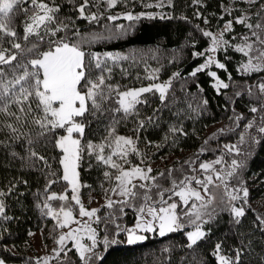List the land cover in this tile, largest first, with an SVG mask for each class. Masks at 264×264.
Returning a JSON list of instances; mask_svg holds the SVG:
<instances>
[{
  "label": "trees",
  "instance_id": "1",
  "mask_svg": "<svg viewBox=\"0 0 264 264\" xmlns=\"http://www.w3.org/2000/svg\"><path fill=\"white\" fill-rule=\"evenodd\" d=\"M43 2L59 7L57 23L50 27H68L55 36L42 31L43 41L35 35L24 41V24L34 6L31 0H22L10 14V27L17 32V37L0 34V47L10 48L15 41L25 49L12 50L18 55L12 68L5 67L8 79L13 74H22L24 69L19 65H28L31 59L37 58L38 53L46 51L50 40L71 37L70 43L83 38L81 47L86 54V64L89 61L88 53H100L101 56L107 52L126 54L127 60L116 64L108 62L112 72L110 76L106 74V84L119 85V91L171 82L163 101L160 93L154 89L140 97L146 103L137 104L133 112L125 114L123 111H114L119 105L118 97L113 92L111 98L102 105L106 111L97 113L95 118H88L84 136L81 137L83 152L78 168L82 195L106 198L117 183V170L98 163L95 155L84 147L86 142L99 144L107 136L106 130L110 127L115 128L116 135L136 140L138 152H129L126 157L128 163H123V168L138 165L147 169L152 165V172L148 176L155 177V181L148 179L143 182L147 189L136 188L134 191L142 194L150 189L153 201L159 199L156 185L172 189L173 179L177 184L185 176L203 180L215 169L226 176L232 171L233 160L241 167L227 180L229 187H240L242 181L249 191V196L243 198L244 204L241 205L245 208V216L238 225L233 223L229 210L213 209L209 212L212 218L207 216L200 222L207 235L192 247H188L187 232L193 226L189 228L185 225L183 215L180 217V222L184 224L182 229L164 236L146 232L147 239L130 245L125 242L126 232L121 229H128L136 220L140 215L137 209L144 201L139 197H126V204L114 203L112 208L104 203L98 208L97 216L100 219L95 218L93 223L98 239L93 252L81 258L72 243H69L59 255L51 258V264H220L219 255L234 259L237 249L241 250L239 264H264V226L260 224V220L264 219V208L260 210L250 204L257 199L264 202V132L260 131L264 127V93L258 87L264 83V67L260 71L243 70L241 66L246 56L235 48L236 42H242L241 38L247 35L249 29L234 22L233 30L225 33L224 38L231 46L219 49L214 54L216 60L226 65L225 69L213 64L195 76L191 75L205 62V52L211 43L208 37L203 36L201 29L218 32L226 21L243 13L250 17V23L264 25V10L261 9L264 0H257L252 5L247 0H200V3L195 0H117L114 6H109L108 0H88L83 16L79 7L84 0ZM222 5L231 10V15ZM21 9L28 11L25 13ZM126 13L140 16V19L129 21ZM91 14L96 15V21L86 18ZM113 16L118 18L109 19ZM119 25L127 30L125 35L95 43L84 42L91 34L109 36L118 33L121 31ZM256 31L263 33L264 39V30ZM77 32L79 36H74ZM33 44H38V49L28 53L26 49ZM198 52H204V55H195ZM28 70L33 69L29 66ZM91 71V79L95 80L99 71L95 68ZM211 72H216L217 76H211ZM217 77L228 87L221 86L218 89L215 84L218 82ZM253 107L257 109L256 112L251 111ZM10 111H16V107L13 105ZM19 115L23 120V115ZM148 117L153 118L151 122ZM140 121H144L143 127L139 126ZM8 123L17 127L18 133H11L4 127ZM249 123L252 126L244 132L243 129ZM173 128L177 131L173 132ZM39 131L31 123L21 124L0 113V141H3L0 144V191L5 193L0 199L5 204L4 215L9 217H0V259L10 264H36L37 261L28 256L31 252L35 253L30 241L31 232H40L47 252L57 247L56 241L64 232V227H59L56 218L45 215L47 209L43 204L52 192L70 194L67 182L61 178L62 151L54 143L65 130L57 129L55 134L44 137L37 136ZM20 133L23 135L15 139ZM29 139L33 141L32 144L28 143ZM232 144H236L239 152L226 147ZM30 149L44 156L47 163L35 157L21 159L29 157ZM110 152L111 149L106 147L104 154L107 156ZM113 159L121 162L117 156ZM216 160L221 162L216 164ZM210 161L213 169L205 171L200 167L202 163ZM105 171L112 174L111 180L105 178ZM49 181L56 183L46 189ZM213 181L214 184H220L218 179ZM190 186L199 191L197 187L201 185L192 181ZM105 190H108L107 193ZM179 190V187L174 189ZM164 199L168 203H177L179 207L182 202L171 192H166ZM48 203L56 210L71 204L73 211L77 205L71 197L67 201L57 199ZM105 237L118 242L106 245ZM217 243L221 244L219 254L215 248Z\"/></svg>",
  "mask_w": 264,
  "mask_h": 264
},
{
  "label": "snow or ice",
  "instance_id": "2",
  "mask_svg": "<svg viewBox=\"0 0 264 264\" xmlns=\"http://www.w3.org/2000/svg\"><path fill=\"white\" fill-rule=\"evenodd\" d=\"M21 2L22 0H0V34L13 38L17 37V32L10 27V14L13 13L14 8H16ZM116 2L117 0H108L109 6H114ZM195 2L200 3V0H195ZM247 2L252 5L255 4L257 0H247ZM87 3L88 0H84L79 7V12L82 16L84 15ZM31 4L34 6V10L32 11V14L28 16V19L24 24V35L22 37L24 41H28L33 35L38 37L40 41H43L44 36L41 35L42 31L51 32V34L55 36L62 29H67V25H57L55 28L50 27V25L57 23L56 13L59 11L58 6H49V3H45L43 0H31ZM222 7H224L225 11L231 15V10L226 5H222ZM261 9L264 10V4L261 5ZM21 11L27 13L28 10L21 9ZM196 15L199 16L200 13H196ZM256 15L259 16V12H257ZM86 18L90 21L97 20L95 14L88 15ZM117 18L118 17L115 16L109 17L111 20ZM126 19L129 21L138 20L140 19V16H133L131 13H128ZM249 20L250 17L247 13H243L240 16L226 21L223 29L218 33L214 34L211 31L201 29L203 36L208 37L211 42L210 48L206 49V51L215 54L219 49L231 46L229 41L224 39L225 33L233 30L234 22L236 24L245 25L249 30H252L251 36L255 37L256 40L250 41V37L244 35L241 38L242 43L235 46L237 51L249 56L248 62L241 67L248 72L260 71L261 68L264 67V39H261L260 34L253 29L264 30V25L261 23H256L254 25L253 23H250ZM205 23H207L206 18ZM118 27L121 29L118 33H113L109 36L91 34L84 42L95 43L101 39H113L117 36L125 35L127 30L124 29V26L119 25ZM73 35L79 36V33L77 32ZM71 39V37H61L59 40H50L48 49L38 53L37 58L31 59L28 62V65H19V67L24 69L23 73L18 76L13 74L11 79L7 78L5 67L12 68L13 62L17 60L18 53L13 52L12 50L16 49L25 51V49H22V45L15 41L11 43L10 48L0 47V113L14 118L21 124L31 123L32 125H35L40 129L37 133L38 137L55 134L57 129L65 130L66 135H59L54 140L55 145L63 152V157L60 160V163L63 166V174L61 178L68 182V186L71 188L73 193L71 200L79 205V215L87 216L89 218L95 217L99 220L100 218L97 216L99 209H86L81 202L79 195L82 185L78 168L80 166V161L82 160L83 152L80 138L84 136L88 118H95L97 113L103 114V112L106 111L102 105L106 100L111 98L113 92H115L118 97L119 105L114 111H123L125 114L133 112L137 104L146 103V101H142L140 97L142 94L152 92L154 89L160 93V98L163 101L167 88L170 86L171 82L169 81L164 84H154L148 87L119 91V85L113 86L111 84H106V74L110 76L112 72V68L108 66V62L116 64L119 61L127 60L128 57L119 53L114 54L112 52L104 53L103 56H101L100 53H88L89 61L86 64V54L81 47V40H83V38L77 42L70 43L69 41ZM257 42L261 47L254 48V44ZM38 47V44H33L30 48H27L26 51L32 53L37 50ZM253 52L256 53L255 56L251 55ZM195 55H204V52H198L195 53ZM253 60H256L257 63H253ZM213 64L217 65L220 69L226 68V65L216 60L214 55H209L206 62L197 67L191 75L195 76L197 72H201ZM29 66L33 69L32 71L28 70ZM93 68L99 71L95 80L91 79V70ZM210 75L213 77L217 76L216 72H211ZM217 81L216 87L218 89L221 86L224 88L228 87V84L219 80L218 77ZM258 87L259 90L264 93V83L259 84ZM237 95H239V93H237ZM13 105L16 107V111H10ZM251 111L256 112L257 109L253 107ZM18 113L23 115V120ZM237 118L239 119V117ZM152 119V117H148L149 122H151ZM139 126L143 127L144 121H140ZM251 126L252 124L250 123L248 127ZM4 127H7L11 133H18L19 131L18 128L11 123L4 125ZM106 131L107 136L103 137L99 144L86 142L84 147L90 150V154L95 155V159L98 163L110 166V168L117 170L118 174L115 175V181H118V183L115 188L111 189L113 193H116L117 189H119L118 194L122 197H139L144 201V203L137 209L141 215L138 222L135 224V227L131 229H121L127 233L126 242L131 245L144 241L147 237L139 234L142 232H156L158 230L159 235L164 236L166 233L175 232L184 227V224L180 222V216L176 212L179 205L175 202L168 203V201L164 199L166 192H171L173 195L178 196L183 201L184 205H188L189 200L192 197H195L197 201H201L199 206L196 204L191 205L193 211L185 212L184 215L189 218L188 223L196 225L194 231L187 232V238L190 241L188 247H192L193 245H196L198 241L202 240L207 233L202 229L200 224H197V221L201 220L202 210L206 211L207 206L212 204L216 199L214 193H209L208 187L209 185L214 184L213 177L207 176L205 179L199 180L194 176L190 178L185 176L179 184L173 179L171 181L172 189H163L159 185H156L158 189L157 196L159 199L153 201L152 196L149 194L150 189L144 191L142 194L134 191L136 188L147 189V185L143 183L139 185L133 184V180L137 177L141 180L151 179L155 181V177L148 176V173L152 172V168L148 167L147 169H144L137 165L131 167L129 170H125L122 167L123 163H128L126 157L129 155V152H138L136 148V140L131 137L116 135L114 127H110V129ZM172 131L175 132L177 129L173 128ZM221 131L223 130L221 129ZM260 131L264 132V127L260 128ZM74 133L76 134L75 137L73 135ZM20 135H23V133L17 135L15 139H19ZM2 143L3 141H0V144ZM28 143L32 144L33 141L29 139ZM205 143H207V141H205ZM106 147L111 149L110 154L107 156L104 154ZM226 147H228L230 151L235 148V146ZM203 150L204 149H201V151ZM235 150L239 152V149ZM13 155L17 154L13 153ZM114 156L119 157L121 162L114 160ZM32 157H35L45 164L47 163L44 156L39 155L36 151L31 149L29 150V157H21V159L30 160ZM220 162V160H216L214 163L219 164ZM200 167L207 171L213 169V164L202 163ZM240 167L241 165L236 160H233L232 171H229L226 176H222L219 172L215 173L220 184L214 185L216 188L222 187L223 189L224 195L220 196L221 202H224L225 196L228 197V202L225 204V207L231 212L233 223L236 225H238L241 218L245 216V208L244 206L237 207L232 204L231 201L240 200L241 196L239 193L241 192L243 198L246 199L249 196V191L247 187L243 186L242 181L240 182L241 186L239 188H234L229 191L227 180L233 177L236 169ZM160 175L163 176L164 173H160ZM170 175L171 170H169V176ZM104 176L108 180L112 179V174L110 172L105 171ZM192 181L203 185V192L208 194L206 203L204 202L205 196L202 195L200 191H197L190 186ZM53 183H56V181H49L46 185V189L51 187V184ZM177 187H179L180 190L174 191ZM105 191L107 193L108 190ZM4 195L5 193L0 191V197H3ZM57 199L67 201L69 196L67 192L60 195L52 192L47 196L43 207L47 209L45 215L56 218L59 227L63 228L73 222V212L71 208H65L64 206H61L59 211L53 209L48 201ZM169 199H171V196H169ZM114 203L126 204L127 202L125 200L114 202L109 198L107 199L106 206L112 208ZM153 205L159 206L157 207ZM37 207H40V205L37 204ZM121 211H123V209H121ZM4 213L5 204L4 201L0 199V217L9 219ZM207 214L209 219H211L212 214ZM193 215L194 218H192ZM61 217H63L62 220L60 219ZM204 223H207V221H204ZM260 224L261 226H264V219L260 220ZM87 230L89 232V238L92 241V246L82 244L80 238L75 234L77 230L74 229L59 236L56 243L61 247L59 250L53 249V251L56 252V255H59V252L64 250L63 245L66 240H75L76 248L79 250L80 257L85 258L87 253L93 252V248L97 244L96 230L92 228H87ZM118 234L119 233H116V235ZM30 235H33V233H30ZM117 242L118 241L115 239L109 241L107 237H105L104 240L106 245ZM215 248L217 254H219L221 244L217 243ZM240 257L241 250L237 249L234 259L219 255V261L220 264H239ZM47 260L48 258L45 257V264H47ZM0 264H5V261L0 259Z\"/></svg>",
  "mask_w": 264,
  "mask_h": 264
},
{
  "label": "rangeland",
  "instance_id": "3",
  "mask_svg": "<svg viewBox=\"0 0 264 264\" xmlns=\"http://www.w3.org/2000/svg\"><path fill=\"white\" fill-rule=\"evenodd\" d=\"M126 14H128V13H126ZM254 31H256V29H253ZM251 31L252 30H249V32L247 33V35L250 37V41H255L256 40V38L255 37H253V36H251ZM219 32V31H218ZM218 32H215V33H218ZM258 33H259V31H257ZM214 33V34H215ZM260 34V36H261V39H262V34L263 33H259ZM225 39V38H224ZM242 42H236V44H235V46L236 45H239V44H241ZM210 46H211V43H210V45L208 46V48H210ZM257 47H261L260 45H259V43L257 42V43H255L254 44V48H257ZM207 48V49H208ZM209 55H214V54H212V53H209V52H205V62H206V60H207V57L209 56ZM252 56H255L256 55V53L255 52H253L252 54H251ZM123 56H126V54H123ZM246 56V61H245V63H247L248 62V59H249V56H247V55H245ZM204 62V63H205ZM203 63V64H204ZM244 63V64H245ZM253 63H257V61L256 60H253ZM215 84L217 85V83L215 82ZM250 124V123H249ZM248 124V125H249ZM252 124V123H251ZM248 125L245 127V129H243L244 130V132H246V131H248L249 130V128L250 127H248ZM62 135H66V132L64 133V134H62ZM74 135V137L76 136V134L74 133L73 134ZM81 139V138H80ZM228 146H235V148L233 149V151L234 152H237L235 149H237V146H236V144H232V145H228ZM228 148V147H227ZM60 149V148H59ZM61 150V149H60ZM62 151V150H61ZM62 157H63V152H61V159H62ZM204 163H212V161H210V162H204ZM61 166H62V164H61ZM152 165H150L149 167H151ZM131 167H133V166H128V167H124V169L125 170H129ZM216 172H219V170H217V169H215V171H214V173H209V176H212L213 177V180H216L217 178H216ZM62 173H63V166H62ZM205 176H207V175H205ZM146 180H141L139 177H137V178H135L134 180H133V184H137V183H143V182H145ZM117 183H118V181H117ZM117 183H116V185H117ZM116 185L114 186V188L116 187ZM215 184H213V185H209V193H214L215 194V196H216V199L213 201V203L212 204H209L208 206H207V209H206V211H204V210H202V217H201V220L200 221H197V224H200V222L201 221H203V220H205L206 218H207V216H208V214L207 213H209L211 210H213V209H227L226 207H225V204L228 202V197L227 196H225V199H224V202H221V200H220V196L221 195H224V193H223V189H222V187L221 188H216L215 186H214ZM67 186H68V182H67ZM236 188H239V187H237V186H235ZM68 189L70 190V194H69V197H71L72 196V191H71V188H70V186H68ZM197 189H199V191L201 192V194L202 195H204L205 196V203L207 202V199H208V194H205L204 192H203V185H201L200 187H197ZM234 189V187H229V191H231V190H233ZM119 189H117V192L116 193H113L112 191H111V193L106 197V198H102V199H100V198H97V197H88V196H84V195H82V193H81V188H80V192H79V195H80V199H81V202L83 203V205H84V207L86 208V209H88V210H91L92 208H99V206H101L102 204H104V203H106L107 202V199H112L114 202L115 201H121V200H124L126 197H122V196H120L119 194ZM62 194H64V192L62 193ZM235 194V193H234ZM239 195L241 196V199L240 200H237V201H231V203L232 204H234V205H236L237 207H239V206H241V205H243L244 204V200H243V194H242V192L241 193H239ZM179 198V197H178ZM182 201V200H181ZM75 202V201H74ZM254 203H252V202H250V204L253 206V207H256V208H259L260 210L261 209H263L264 208V202H260V199H257V200H255V201H253ZM170 203H172V202H170ZM200 203H201V201H197L196 199H195V197H192L190 200H189V203H188V205H184L183 204V201L180 203V207H185L186 206V210H181V209H179L180 207H178V209H176L177 210V213H178V215L181 217L182 215H183V217L185 216L184 215V213L185 212H192L193 210H192V208H191V205H193V204H196L197 206H199L200 205ZM153 206H159V205H153ZM166 206V205H165ZM68 208H71V204L69 205V206H67ZM67 207H65V208H67ZM57 211H59V210H57ZM73 217H74V220H73V222L72 223H70L68 226H66V227H64V232H63V234H66V233H68V232H70V231H72V230H77L76 231V235L80 238V242L82 243V244H84V245H87V246H92V241H91V239L89 238V232H88V230H87V228H92V229H95V226H94V220H95V217H92V218H89V217H87V216H80L79 215V205H76V209H73ZM141 215V214H140ZM140 215L136 218V220L129 226V228L128 229H131V228H134L135 227V224L138 222V220H139V218H140ZM146 215V214H145ZM185 219H184V221H185V225L186 226H189V228L191 227V226H193L192 227V229L191 230H189V231H194L195 230V227H196V225H193V224H190V223H188V217H184ZM192 218H194V215H193V217ZM61 220L63 219V217H61L60 218ZM85 226H87V227H85ZM188 231V232H189ZM31 233H33V235H30V241H31V244H32V246L34 247V249H35V253H32L31 252V254H29L28 256H30V258H32L33 260L35 259L37 262H35L36 264H45V261H44V258L45 257H47L48 258V260H47V264H51V258L53 257V256H55L56 255V252H54L53 251V249H56V250H59L60 249V245L59 244H57V247L56 248H53V249H51L49 252H47L46 251V249H45V247H44V245H43V243H42V238H41V235H40V232L39 231H33V232H31ZM145 233L146 232H142V233H139V234H142V235H145ZM151 233H153V232H151ZM155 233H157L158 235H159V232H158V230L155 232ZM160 236V235H159ZM96 239H97V235H96ZM126 240H127V233H126V238H125V242H126ZM97 241H98V239H97ZM189 241V240H188ZM69 243H72V245H73V247L77 250V252L79 253V250L76 248V241L75 240H66L65 241V243H64V245H63V247H65L67 244H69ZM127 243V242H126ZM189 243H190V241H189ZM97 246V244L95 245V247ZM94 247V248H95ZM93 248V249H94ZM87 254H89V253H87ZM86 254V255H87ZM5 264H10V263H6L5 262ZM24 264H29V263H27V262H24Z\"/></svg>",
  "mask_w": 264,
  "mask_h": 264
}]
</instances>
